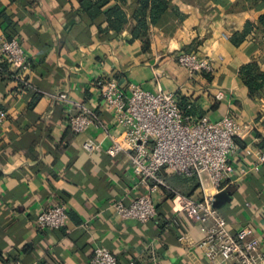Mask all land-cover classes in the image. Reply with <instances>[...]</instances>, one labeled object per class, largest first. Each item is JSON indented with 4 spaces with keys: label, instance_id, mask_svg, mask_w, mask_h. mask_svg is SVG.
Instances as JSON below:
<instances>
[{
    "label": "crops",
    "instance_id": "0c3cea01",
    "mask_svg": "<svg viewBox=\"0 0 264 264\" xmlns=\"http://www.w3.org/2000/svg\"><path fill=\"white\" fill-rule=\"evenodd\" d=\"M173 3L181 16L170 11L147 38L134 39L129 28L101 33L103 17L81 13L79 0H0V44L16 38L32 64L23 80L0 75V110L7 112L0 126V264H90L99 247L120 264H211L199 246L207 235L203 224L181 214L180 225H171L183 197L215 198L208 177L202 184L161 170L163 184L154 193L158 213L147 224L115 211L116 203L129 205L146 189L127 155L107 153L123 133L94 87L100 76L125 88L162 87L193 105L196 118L235 116L241 133L231 161L243 173L223 190L231 199L218 210L230 230L251 228L264 250V165L247 172L255 157L246 153L264 150V82L257 79L260 87L251 88L243 76L248 66L264 72V27L241 36L247 23L259 25L264 1ZM185 51L209 57L212 70L191 77L178 62ZM63 93L68 101L59 98ZM82 106L97 119L78 134L70 119ZM87 139L97 143L95 152L83 149ZM56 203L69 209L67 226L41 230L40 212Z\"/></svg>",
    "mask_w": 264,
    "mask_h": 264
},
{
    "label": "built area",
    "instance_id": "2783aa9c",
    "mask_svg": "<svg viewBox=\"0 0 264 264\" xmlns=\"http://www.w3.org/2000/svg\"><path fill=\"white\" fill-rule=\"evenodd\" d=\"M179 64L191 77L212 70V60L198 51L181 52ZM7 66L17 79L23 80L31 70V60L19 40L5 39L0 44V68ZM95 89L114 113L115 120L123 133L121 142L114 141L107 153L112 157L128 156L135 175L146 192L131 204L118 202L115 211L121 218L136 219L143 224L150 222L158 213L154 193L163 181L161 170L197 177L203 184L208 177L217 192L225 190L241 177L231 161L238 146L237 136L241 126L233 114H227L218 121L208 116L196 118L186 115L180 107L178 95L158 87L155 91L131 84L125 88L111 76H100L94 83ZM68 101V94L59 95ZM7 118V112L0 110V126ZM92 110L82 106V111L70 119L75 133H84L96 121ZM82 147L93 153L97 143L87 139ZM255 162L247 172L259 171L264 165V150L246 149ZM215 198L205 194L201 200L183 197L178 205L179 214L171 221L172 226L180 225V215L205 226L207 235L199 246L205 251L211 264H264V250L261 242L249 227L237 231L228 228L226 220L214 206ZM70 220L69 209L63 203L44 208L37 223L41 230L62 229ZM180 241L185 236L179 237ZM8 264H23L11 261ZM90 264H120L117 256L107 248L94 251ZM128 264H134L130 262ZM152 264H165L158 259Z\"/></svg>",
    "mask_w": 264,
    "mask_h": 264
},
{
    "label": "trees",
    "instance_id": "16d2710c",
    "mask_svg": "<svg viewBox=\"0 0 264 264\" xmlns=\"http://www.w3.org/2000/svg\"><path fill=\"white\" fill-rule=\"evenodd\" d=\"M209 1L206 0L201 6H205ZM248 2L249 5H255L264 0H241ZM191 4H198V1H188ZM79 11L87 14L93 20L103 17L99 27L101 33H121L125 29H131L134 39L147 38L152 26L161 24L166 14L170 11L176 16H181V12L173 3V0H79ZM264 27V14L259 18V25L251 22L247 23L246 29L241 36H245L250 30ZM238 35L233 40L237 42ZM16 39L12 36L8 40ZM190 52V51H187ZM0 75L3 78L17 79L15 74L9 71L8 67L3 65L0 68ZM243 76L251 88H259L256 84L257 79H263L264 72L256 66H248L243 69ZM262 82V83H263ZM180 107L186 115L193 114L194 108L186 99H181Z\"/></svg>",
    "mask_w": 264,
    "mask_h": 264
},
{
    "label": "water",
    "instance_id": "95a60500",
    "mask_svg": "<svg viewBox=\"0 0 264 264\" xmlns=\"http://www.w3.org/2000/svg\"><path fill=\"white\" fill-rule=\"evenodd\" d=\"M231 197L229 196L227 191H221L215 196V208H220L225 202L230 201Z\"/></svg>",
    "mask_w": 264,
    "mask_h": 264
},
{
    "label": "rangeland",
    "instance_id": "374dc122",
    "mask_svg": "<svg viewBox=\"0 0 264 264\" xmlns=\"http://www.w3.org/2000/svg\"><path fill=\"white\" fill-rule=\"evenodd\" d=\"M182 1H184L185 3H188V4H189L188 1H191V0H182ZM192 1H194V0H192ZM196 1H198L197 6H201L202 4L205 3L206 0H196ZM190 4H191V3H190ZM194 5H195V4H194Z\"/></svg>",
    "mask_w": 264,
    "mask_h": 264
}]
</instances>
